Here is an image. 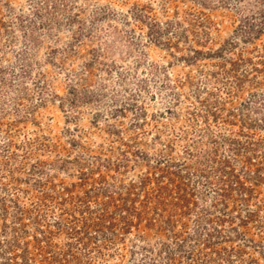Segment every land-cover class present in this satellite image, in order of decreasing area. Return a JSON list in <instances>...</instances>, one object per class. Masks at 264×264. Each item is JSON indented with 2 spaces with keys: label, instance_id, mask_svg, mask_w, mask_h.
Returning a JSON list of instances; mask_svg holds the SVG:
<instances>
[{
  "label": "rangeland",
  "instance_id": "obj_1",
  "mask_svg": "<svg viewBox=\"0 0 264 264\" xmlns=\"http://www.w3.org/2000/svg\"><path fill=\"white\" fill-rule=\"evenodd\" d=\"M0 264H264V0H0Z\"/></svg>",
  "mask_w": 264,
  "mask_h": 264
}]
</instances>
